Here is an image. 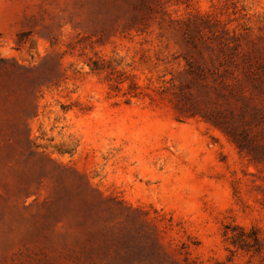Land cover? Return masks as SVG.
Listing matches in <instances>:
<instances>
[{
	"label": "rangeland",
	"instance_id": "rangeland-1",
	"mask_svg": "<svg viewBox=\"0 0 264 264\" xmlns=\"http://www.w3.org/2000/svg\"><path fill=\"white\" fill-rule=\"evenodd\" d=\"M153 244L264 264V0H0V264Z\"/></svg>",
	"mask_w": 264,
	"mask_h": 264
},
{
	"label": "trees",
	"instance_id": "trees-1",
	"mask_svg": "<svg viewBox=\"0 0 264 264\" xmlns=\"http://www.w3.org/2000/svg\"><path fill=\"white\" fill-rule=\"evenodd\" d=\"M98 68H100V67L97 64H95L92 67V69H98ZM121 82H123V79H121L120 81L117 80V83H121ZM116 86H118V85H116ZM128 86L131 89L134 88V87H131L132 86L131 84H129ZM131 89L128 91H125L124 93L128 94V95H136V93L134 91H132ZM33 116H34V114H33ZM22 132L24 134L23 129H22ZM96 205H97L96 202H88L87 204H83V205L79 206L77 214L79 215V217H81L83 220L86 221V218L91 217V215L95 212V211H93L90 213V210L92 207H95ZM240 231L242 233H247V232H245V230L243 228H240ZM252 231L255 232V229H252ZM89 232H90V230H89ZM99 233L101 236H106L108 234L107 232H104V231H100ZM153 245L154 246H152L150 249L152 264H176L173 260H169L167 258V256H165V254L163 252H161L157 246H155V244H153Z\"/></svg>",
	"mask_w": 264,
	"mask_h": 264
}]
</instances>
